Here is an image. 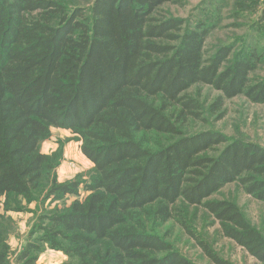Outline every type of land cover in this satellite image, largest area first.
Returning a JSON list of instances; mask_svg holds the SVG:
<instances>
[{"label": "trees", "instance_id": "1", "mask_svg": "<svg viewBox=\"0 0 264 264\" xmlns=\"http://www.w3.org/2000/svg\"><path fill=\"white\" fill-rule=\"evenodd\" d=\"M180 0H0V195H74L44 214L36 239L74 264H195L158 228L175 220L213 264H231L186 222L179 203L201 206L218 231L264 264V235L230 200L227 183L264 201V147L213 129L191 87L219 94L211 112L243 95L264 103V53L206 40L215 27L171 15ZM248 41V39H247ZM50 126L70 130L92 164L89 181L58 182L39 150ZM79 189L86 192L78 198ZM38 244L18 255L33 264ZM0 234V264H8ZM72 264V263H71Z\"/></svg>", "mask_w": 264, "mask_h": 264}, {"label": "rangeland", "instance_id": "2", "mask_svg": "<svg viewBox=\"0 0 264 264\" xmlns=\"http://www.w3.org/2000/svg\"><path fill=\"white\" fill-rule=\"evenodd\" d=\"M164 8L173 16L188 20H204L215 27L206 40L209 49L213 44L236 42V50H248L253 44L264 53V0H180L168 3ZM248 39V41H247ZM253 76L264 77V61L259 63ZM189 92L198 93L204 108L206 122H192L187 132L213 129L231 137L254 141L264 147V103H253L243 95L226 99L223 115L211 112L208 107L219 92L205 84H197ZM39 150L47 155L53 164V174L58 182L72 180L89 181L93 164L79 149L77 136L68 129L50 126L47 137L39 141ZM49 185L45 180L33 191V200L25 201L20 196L8 198L11 207L5 210V197L0 195V234L6 235L10 248L8 264H24L18 259L26 242L38 244L40 251L33 264H74V260L60 250L51 249L36 239L47 224L44 214L54 207L61 209L75 199L66 195L63 199H46ZM86 192L79 189L78 198ZM209 199L233 201L244 217L264 235V201L257 200L243 192L235 183H227ZM179 208L190 227L204 238L211 247L231 264H259L247 251L218 231V223L201 206L179 203ZM161 235L173 247L195 264H213L184 228L170 220L158 228Z\"/></svg>", "mask_w": 264, "mask_h": 264}]
</instances>
